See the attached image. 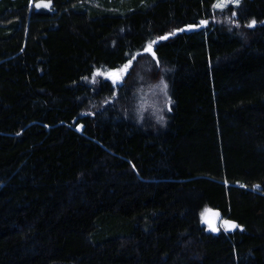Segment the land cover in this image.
<instances>
[{"label": "trees", "instance_id": "trees-1", "mask_svg": "<svg viewBox=\"0 0 264 264\" xmlns=\"http://www.w3.org/2000/svg\"><path fill=\"white\" fill-rule=\"evenodd\" d=\"M216 1L0 0V264H264V0Z\"/></svg>", "mask_w": 264, "mask_h": 264}, {"label": "rangeland", "instance_id": "rangeland-1", "mask_svg": "<svg viewBox=\"0 0 264 264\" xmlns=\"http://www.w3.org/2000/svg\"><path fill=\"white\" fill-rule=\"evenodd\" d=\"M218 4H221V5H223V7H217V5ZM235 5H237V3H235V0H217L216 1V3H215V5H214V8H215V10H223L224 8H226V7H228V6H235ZM36 6V8H38V7H40L41 6V4H37V5H35ZM111 73H109V74H107L106 76L107 77H109V75H110ZM122 79H123V76L122 75H120V79L115 83V84H117L119 81H122ZM155 91H159V85L157 84V85H155L152 89H151V94H149V98L153 95V93L155 92ZM149 106H155V105H152V103H147ZM159 112H157V116H156V118L159 120ZM210 223L211 224H213L214 223V220L211 218V220H210Z\"/></svg>", "mask_w": 264, "mask_h": 264}, {"label": "snow or ice", "instance_id": "snow-or-ice-1", "mask_svg": "<svg viewBox=\"0 0 264 264\" xmlns=\"http://www.w3.org/2000/svg\"><path fill=\"white\" fill-rule=\"evenodd\" d=\"M235 3H239V0H235ZM47 6V5H46ZM217 7H223V5L221 4H218ZM255 24V21L252 22V25H249V26H253ZM147 51L151 52L152 51V45L150 44L147 48ZM154 55V53H153ZM131 63V61H129V64ZM129 65H125L124 68L121 70V72H126L127 69H128ZM110 75L114 76L115 79L113 80V83H116L119 79H120V74L119 73H111ZM170 110V109H169ZM218 215V214H216ZM225 224L228 225V227L231 229V228H236L237 226L235 224H229L227 221L224 222ZM209 228L212 230V231H216L217 228L215 227L214 224H211L209 223Z\"/></svg>", "mask_w": 264, "mask_h": 264}, {"label": "water", "instance_id": "water-1", "mask_svg": "<svg viewBox=\"0 0 264 264\" xmlns=\"http://www.w3.org/2000/svg\"><path fill=\"white\" fill-rule=\"evenodd\" d=\"M111 79H112V80H114V79H115V77L111 75ZM218 223H219L218 219H217V218H215V219H214V223H213V224L215 225V227H216V228H217V226H218Z\"/></svg>", "mask_w": 264, "mask_h": 264}]
</instances>
